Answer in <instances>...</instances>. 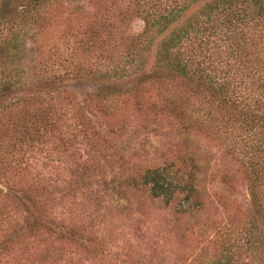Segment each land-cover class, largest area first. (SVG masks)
Returning a JSON list of instances; mask_svg holds the SVG:
<instances>
[{"label": "trees", "instance_id": "16d2710c", "mask_svg": "<svg viewBox=\"0 0 264 264\" xmlns=\"http://www.w3.org/2000/svg\"><path fill=\"white\" fill-rule=\"evenodd\" d=\"M105 1L104 13L91 18L83 6L64 23L74 0H0V264H55L35 242L97 255L95 239L63 233L59 185L77 192L91 143L122 154L134 115L211 138L244 172L250 205L201 225L206 245L193 264H264V0ZM133 15L143 28L131 35ZM28 40L38 59L21 67ZM77 84L95 88L80 101ZM183 164L148 168L132 183L165 205L181 197L177 212L193 213L203 203L197 167ZM21 202L32 221L20 223Z\"/></svg>", "mask_w": 264, "mask_h": 264}, {"label": "rangeland", "instance_id": "374dc122", "mask_svg": "<svg viewBox=\"0 0 264 264\" xmlns=\"http://www.w3.org/2000/svg\"><path fill=\"white\" fill-rule=\"evenodd\" d=\"M83 6L92 18L97 12L104 13L110 4L105 0L92 4L74 0L63 10L61 20L70 22L71 13ZM142 28L140 18L131 16L128 34ZM27 43L26 51L16 58L21 67L38 59L36 45L31 40ZM76 86L80 101L95 88L90 84ZM133 119L122 154L105 152L91 143L86 151H90V159L95 157L94 163L92 160V166L88 165L85 177H73L77 192L67 183L59 185L58 196L63 197L59 211H64L67 219L63 233L87 246L95 239L100 251L92 257L77 251L72 242H35L40 258L54 257L55 264H193L206 245L199 233L201 225L227 221L238 207L250 205V189L242 167L223 146L201 133L181 130L172 120L140 115ZM101 130L109 132L106 126ZM191 162L197 167L194 183L203 202L193 213L177 212L181 197L165 205L151 195L149 187L132 183L148 168L173 164L176 171ZM228 177L233 178V188L227 183ZM225 197L229 198L227 202ZM20 205V223L32 221L28 206Z\"/></svg>", "mask_w": 264, "mask_h": 264}]
</instances>
